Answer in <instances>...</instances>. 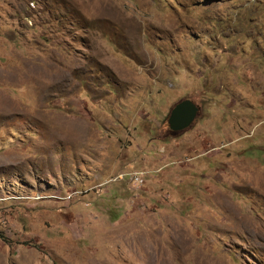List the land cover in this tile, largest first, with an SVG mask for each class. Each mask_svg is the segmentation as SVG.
<instances>
[{"label":"rangeland","instance_id":"obj_1","mask_svg":"<svg viewBox=\"0 0 264 264\" xmlns=\"http://www.w3.org/2000/svg\"><path fill=\"white\" fill-rule=\"evenodd\" d=\"M0 264H264V0H0Z\"/></svg>","mask_w":264,"mask_h":264},{"label":"water","instance_id":"obj_2","mask_svg":"<svg viewBox=\"0 0 264 264\" xmlns=\"http://www.w3.org/2000/svg\"><path fill=\"white\" fill-rule=\"evenodd\" d=\"M198 110V106L191 99L180 100L170 110L168 116L169 128L173 133L183 132L193 123Z\"/></svg>","mask_w":264,"mask_h":264},{"label":"built area","instance_id":"obj_3","mask_svg":"<svg viewBox=\"0 0 264 264\" xmlns=\"http://www.w3.org/2000/svg\"><path fill=\"white\" fill-rule=\"evenodd\" d=\"M133 177L136 178V179L138 180V176H137V174H134Z\"/></svg>","mask_w":264,"mask_h":264}]
</instances>
